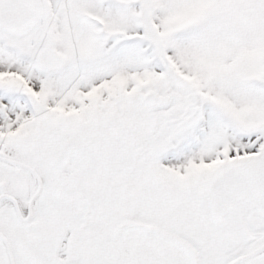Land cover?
Here are the masks:
<instances>
[{
	"label": "snow or ice",
	"instance_id": "obj_1",
	"mask_svg": "<svg viewBox=\"0 0 264 264\" xmlns=\"http://www.w3.org/2000/svg\"><path fill=\"white\" fill-rule=\"evenodd\" d=\"M0 264H264V0H0Z\"/></svg>",
	"mask_w": 264,
	"mask_h": 264
}]
</instances>
